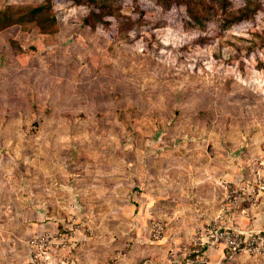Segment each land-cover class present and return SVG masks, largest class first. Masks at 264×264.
I'll list each match as a JSON object with an SVG mask.
<instances>
[{
  "label": "rangeland",
  "instance_id": "rangeland-1",
  "mask_svg": "<svg viewBox=\"0 0 264 264\" xmlns=\"http://www.w3.org/2000/svg\"><path fill=\"white\" fill-rule=\"evenodd\" d=\"M231 1L238 14L244 1ZM254 4V18L224 28L221 11L196 23L175 3L168 15L160 0H114L111 23L89 29V7L63 0L55 34L0 30V264H39L30 241L46 235L43 264H264L210 247L206 230L224 224L193 226L189 192L219 163L264 180V0ZM174 198L191 209L174 211ZM40 209L53 222L25 235L22 215Z\"/></svg>",
  "mask_w": 264,
  "mask_h": 264
},
{
  "label": "crops",
  "instance_id": "crops-1",
  "mask_svg": "<svg viewBox=\"0 0 264 264\" xmlns=\"http://www.w3.org/2000/svg\"><path fill=\"white\" fill-rule=\"evenodd\" d=\"M214 168L216 170V173L214 174V176H210L206 179L205 184H208L206 188L201 187L203 184L202 182H198L196 184L199 187L198 189L189 188V192H193L197 202H200V204L198 203L197 206H194L193 208V210H195L194 212H192L195 218L193 226H203L207 221H209V219H214V221H216V223L218 224L230 225L241 228H264V190H257V181H252L251 183H246L245 181H242V167H240L239 164H236L234 162L219 163V166ZM236 170H241V172L239 173ZM216 174H218L217 177H215ZM227 182L230 183L229 186L231 188L235 189L234 193L238 190L236 188H240L243 190L240 196L235 195L233 191H231L230 195H232V198H230L229 203L225 199L228 197V185L226 186ZM177 183L178 184H173V190L175 192H180L178 186L181 185L178 182V178ZM182 183L183 185L193 186L191 181H187L186 184H184V182ZM257 191L259 192V194L257 193ZM156 194L157 193H155V195ZM150 195L152 196L153 194H151V192L146 191V193L140 197L141 210L143 211V213L147 211L148 206L150 204ZM246 198H250L251 202L249 199ZM186 202L190 204L191 200L189 199L188 201L179 202V200L176 201L174 198L172 201L173 210H183V212L185 210L189 211L191 207H186L184 205ZM174 211H172L173 214ZM31 212L32 215L29 214V210L26 212V214L22 215V221L25 222L26 226L29 223L28 228L21 227L23 230H26L25 235L31 236L35 232L45 229L46 226L50 225L53 222L47 219L48 215L46 214L48 212L46 210L43 211V209H40L39 211ZM8 242V244L10 245L11 240H9ZM2 244L5 243L3 242ZM223 251L225 253L224 248ZM11 252L14 254V256H16V259H18L19 261H21L22 259L25 260V258L28 257L26 251L22 252L18 250L16 251V253H14V251Z\"/></svg>",
  "mask_w": 264,
  "mask_h": 264
},
{
  "label": "trees",
  "instance_id": "trees-1",
  "mask_svg": "<svg viewBox=\"0 0 264 264\" xmlns=\"http://www.w3.org/2000/svg\"><path fill=\"white\" fill-rule=\"evenodd\" d=\"M63 0H44L39 4H8L0 9V30L9 29L14 25L23 29L36 28L40 34H55L60 30L59 18L55 11L57 2ZM74 4L87 5L89 13L82 18V23L89 29L98 28L100 25L108 26L110 16L114 14V0H70ZM169 5L168 15L173 8V3L184 7L187 16L196 23H203L208 16L225 14L222 16L223 27L229 28L234 24L254 18L257 8L254 0H243L242 6L234 11L231 0H160ZM139 7V0H138ZM141 14L145 17V11L140 7ZM166 9V10H167ZM114 17V16H113ZM227 258L235 254L226 249Z\"/></svg>",
  "mask_w": 264,
  "mask_h": 264
},
{
  "label": "built area",
  "instance_id": "built-area-1",
  "mask_svg": "<svg viewBox=\"0 0 264 264\" xmlns=\"http://www.w3.org/2000/svg\"><path fill=\"white\" fill-rule=\"evenodd\" d=\"M257 190H264V180L260 179ZM258 191L257 193L259 194ZM163 229V224L157 222L153 229V236L160 238ZM206 234L209 236L208 245L210 247L222 246L225 250L228 249L233 255L239 252L264 255V228H241L230 225L213 226L206 230ZM47 243V235L42 237L35 236L31 239L32 262L43 264L48 253ZM192 263L209 264V260L203 254H198V256L192 259Z\"/></svg>",
  "mask_w": 264,
  "mask_h": 264
}]
</instances>
